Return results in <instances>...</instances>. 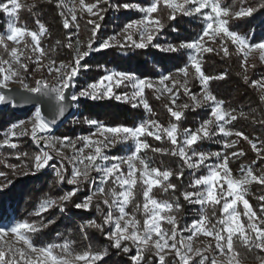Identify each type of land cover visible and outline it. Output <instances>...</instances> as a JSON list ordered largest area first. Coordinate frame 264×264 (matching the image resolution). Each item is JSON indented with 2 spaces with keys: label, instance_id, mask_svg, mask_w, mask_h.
<instances>
[{
  "label": "snow or ice",
  "instance_id": "6c2138e0",
  "mask_svg": "<svg viewBox=\"0 0 264 264\" xmlns=\"http://www.w3.org/2000/svg\"><path fill=\"white\" fill-rule=\"evenodd\" d=\"M240 2L241 0H238V3ZM101 4L108 5L109 0H97V2L90 4L86 3V0H78V7L73 5L68 9L70 18L63 20L65 31L73 26L78 30V16L76 14L78 12L88 15L87 23L92 29L87 50L78 51V55L70 65H55L53 61L44 64L43 60L47 57V53L40 45L41 38L45 36L47 29L43 25H39L38 21V32L18 25V12L22 10L18 0H10L11 10L9 3L0 5V13H5L11 18L7 35H0V50H3L8 57L7 59L0 58V89H4L9 83L19 82L25 91L40 94L43 89L49 87L40 80L36 81L35 88H29L23 82L21 72L27 73L28 66L22 61L28 60L33 64L47 68L48 75L55 74L57 80L61 81L59 88L49 89V91H55L58 101H62L65 99L64 90L73 87L72 82L78 75L81 61L91 52H99L115 46L121 48L127 46L143 50L152 45L153 40L165 27L162 19L158 16V13L163 9H167L169 12L168 21H174L177 15H183L200 16L207 23L202 34L194 42L183 43L179 47L161 49L171 53L186 49L194 53L188 57L189 63L175 74L184 78L182 83L179 80H173L172 76H164L157 82V86H154L151 82L138 79L133 75L111 73L103 77L97 84L91 85L88 90L80 92L79 96L73 95L71 97L73 101L79 98L91 100L98 98L117 99L124 103H132L133 107L142 104L143 108L152 114L149 104L143 99L145 90L157 92V99L161 95H167L170 98V106H165L166 111L174 121L168 127H163L155 120L144 121L135 128H109L90 122L98 129L92 136L98 135L102 139L78 138L85 147L76 149L75 141L65 139L53 142L44 135L52 132V123L55 121H45L40 111H36L33 121L28 122L32 125L31 128L25 130L24 134L30 133L33 139H36L37 135L40 134V138L44 140L43 147L46 149H53V143H58L61 148L70 145L75 150L71 160L73 164L72 175L70 179L66 180L69 185L75 187L73 191L61 198V202H67L75 197L80 191L79 185L87 183L93 172L100 173V184L109 185V187L107 189L100 187L93 191L92 195H89L82 204H77L75 207L89 211L95 198L100 197L99 204H103L109 209L104 224L113 228L111 234L105 236V239L112 241V247L125 254L135 248V255L130 257L132 264H152V261L145 259V253L149 252L155 257L157 264H168L170 257L171 264H177V262L178 264H194V262L196 264H245L246 257H242L241 252L238 251L239 248L245 249L248 253H264V208L260 209L262 215H257L245 198L248 185L254 183L264 186V175L255 174L253 168L249 166L241 168L239 178L233 176L229 162L233 158L244 156L243 151H233L230 156L225 155L223 158H221L220 153L204 154L195 151L196 146L202 140L211 139L214 135L225 138L236 137L237 139L224 143L223 147L236 149L238 141H245L258 158L253 164L264 161V144H257L242 133L232 131L227 127L238 119H248V116L243 112L237 114L235 110L225 109L223 102L217 101L208 90V85L213 80H224L226 76L208 77L202 70V54L219 55L223 53L225 58L228 57L229 49L225 47V41L231 42L237 53L243 57L241 67L245 73L248 68H255V64L249 65L247 63L253 53L258 54L260 62L264 63V43L251 45L246 37H242L229 29L230 19L250 17L258 9L241 7L239 11H233L235 5L229 7L224 3V0H152L150 6L132 9H129L128 5H124L125 10L143 13L144 19L125 26L123 35L126 39L123 43H119L113 37L112 41H105L99 47L94 48L93 44L99 30V23L94 18L102 20L104 18L102 11L106 10L101 8ZM57 7L63 8V5L57 4ZM259 7L264 8V0ZM59 14L64 16L63 11ZM172 30L176 31L175 29ZM26 38L30 40V43L26 42ZM218 39L220 42L219 49L206 46L215 44ZM9 44L12 45L11 48H9ZM70 46L65 45V47ZM37 70L41 69L38 68ZM191 79L201 83L203 92L199 99L192 95L191 89L188 88ZM105 81L108 83L105 84ZM244 82L249 83L246 75ZM113 86L117 88L130 86L134 91L131 97H119L114 94ZM249 86L264 94V81H253ZM176 88H180L184 95L189 97L192 101L191 105H177L178 93L173 91ZM262 99H264V95H262ZM8 103L10 101L4 95H0V104ZM209 104L212 105L211 118L203 122L195 131L184 129L181 132L179 122L183 119L184 112L195 111L197 108ZM12 106L15 107L16 105L12 104ZM59 114L63 115V107H61ZM260 123L264 124V120H261ZM16 129H23V125H15L5 136L3 142H0V148L17 149L19 147L18 144L11 142L17 138ZM144 138L159 143L167 140L172 148L170 151L152 148L147 143V139ZM129 140L135 144V147L133 154L127 158L121 160L117 157L109 158L103 155L105 149ZM86 151L89 154H85ZM146 151L178 157L183 166L192 170L193 173L202 166L208 168L207 175L193 179L188 185V188L193 191L182 192L181 196L190 204L208 209L212 215L209 216L205 212L198 220L186 226L182 232L178 231L179 225L175 214L180 211L179 205L175 201H158L152 193L154 189H160L164 193L176 192V186L169 181L174 175L175 179L181 180L183 168L176 174L170 170L153 168L140 155ZM56 155L63 158L62 152L57 151ZM213 158L219 162L214 165L206 164V161ZM16 159H20V156H17ZM53 159L54 157L49 152L42 151L34 157V166L37 170L43 169ZM109 161L111 162L109 163ZM99 162H103L107 166H101ZM121 164L127 166L126 172ZM2 175L0 174V176ZM56 175L60 178L61 183L65 182L61 171H58ZM6 187L7 184H5ZM137 192L142 197V203L137 202ZM259 199L261 203H264V196L259 197ZM240 205L243 207L242 214L238 211ZM55 206H58L56 201H44L35 215H41ZM129 206L134 207L132 214L127 212ZM217 208L219 209L218 216L216 214ZM63 210L61 207L60 211ZM112 210L117 213L115 219H113ZM137 212L144 217L142 223L135 215ZM165 224L169 226L168 229L164 228ZM46 226L44 225V227ZM86 227L103 231V228L94 221ZM40 230L41 226L28 222L18 223L11 229H0V264H72L73 261L78 262V264H98L105 259V252L93 253L90 249L83 253H74L71 245L67 242L37 248L33 245L30 237ZM182 233L189 235L185 239ZM10 234L14 237L12 243L6 240ZM200 237L205 238L202 241V247L200 245L194 247L193 242ZM208 240L214 243H208ZM125 242H128L131 247H122ZM56 249L60 250L59 253L56 252ZM209 254H211V258ZM255 259L257 264H264V256H256Z\"/></svg>",
  "mask_w": 264,
  "mask_h": 264
},
{
  "label": "trees",
  "instance_id": "16d2710c",
  "mask_svg": "<svg viewBox=\"0 0 264 264\" xmlns=\"http://www.w3.org/2000/svg\"><path fill=\"white\" fill-rule=\"evenodd\" d=\"M6 0H3L5 2ZM72 0L63 1L69 4ZM97 0H86V3H95ZM262 0H224V3L232 7L233 11H239L241 7L257 8L258 10L250 17L241 19H230L229 29L232 32L246 37L251 45L264 42V8H260ZM152 0H109L108 5L101 4L103 19L100 25L103 30L102 34L108 36L117 33L125 28L128 23L134 22L142 17V14L135 10H125L124 5H128L129 9L137 5L147 7ZM58 0H40L34 4L22 8L18 13V25L27 29L38 32V24L43 25L47 32L41 39V47L47 53L49 61L65 63L70 65L75 59V49L70 45L69 41L77 40L83 47L91 40V26L87 23V19L78 15V30L70 27L65 31L63 28L64 16L59 13L61 8L57 7ZM1 5V4H0ZM35 5V7H33ZM169 12L163 9L158 13L165 27L160 37L155 41L159 48L149 47L147 49H126L121 47L109 48L98 55H93L82 61L81 64L86 70H80L79 80L76 82V90L88 83H95L109 71L126 72L133 74L138 78H160L162 76L171 75L176 71L184 68L188 63L189 50L181 49L176 53L162 51L164 47H179L183 43H191L198 39L202 34L205 21L200 16H183L177 15L174 21H168ZM175 29L176 31H173ZM6 30V15L0 13V34ZM71 37V39H68ZM73 37V38H72ZM26 42L30 43V40ZM59 42V43H57ZM217 43L220 44L219 39ZM213 49H219L220 46L209 44ZM12 46L9 45V48ZM23 47V45L21 46ZM225 47L229 49L228 57H224L223 53L203 54V72L208 77L225 75L224 80H213L208 85V90L215 96L217 101H222L224 108L227 110H235L238 114L243 112L248 119H238L227 127L232 131H238L249 140L264 144V124L260 121L264 120V99L262 93L256 88L250 87V83L258 81L264 76V66L258 57H255L249 65L255 64V68H248L245 73L241 67L243 57L239 55L236 48L229 42L225 41ZM0 58L7 59V54L0 50ZM28 66V72L24 73L28 76L33 73L35 64L31 61L24 60ZM245 75L248 77L249 83L244 82ZM35 79L31 80L32 86H36ZM188 88L191 94L198 99L201 98L202 87L200 82L191 79ZM117 93L125 92L122 88H118ZM154 91H145V100L149 104L152 114H149L142 105L133 107L132 103H124L117 99H98L87 100L78 99L74 114L67 121L53 132L56 139H67L76 141L78 137L84 138L94 132L95 127L90 122L102 124L106 127H127L135 128L140 123L148 120H155L163 127H168L174 123L169 113L166 111V103L160 98H156ZM178 104L191 105L192 101L185 96L183 91L178 89ZM34 110H30L22 115L16 114L12 108L0 110V140L3 139V133L6 135L11 127L19 121L30 118ZM210 109L208 106L197 108L195 111L188 110L184 112L183 119L179 122L181 132L184 129H192L195 131L203 122L210 119ZM255 121V123H253ZM18 131V130H17ZM17 138L12 142L19 145L17 149L1 148L0 149V179L7 184L0 191V224L28 222L41 226V230L32 234L30 239L35 247L44 248L57 244L68 243L74 253H83L89 249L95 252H105V259L98 264H132L130 257L135 255V248L128 254L112 247V241L105 239L110 232L111 226L104 224L105 216L109 209L103 204H99L101 198H95L89 211L77 209V204H82L85 199L92 194L93 191L100 187L106 189L109 185L100 184V175L93 172L91 175L95 177V181L89 177L87 183L79 185L80 191L75 197L67 202H61V198L74 190L73 185H69L66 180L71 178V165L64 157L55 155L53 152L49 154L54 157L43 169L37 170L34 166V157L40 154V150L34 145L29 135L24 132H16ZM147 139V143L152 148H159L164 151H170L172 146L167 140L159 143L155 140ZM236 137L225 138L223 136H213L211 139L202 140L195 148L197 153H219L223 152L224 156H230L233 151H243L244 156L233 158L229 162V168L233 176L239 178L241 168L252 167L257 175H264V161L253 164L258 158L252 152L250 145L245 141H238L236 149H225L223 144L229 142ZM80 148V145L77 146ZM27 155H23V154ZM121 153V149L117 148L113 155ZM20 156V159H16ZM143 158L148 161L151 167L161 170H170L174 174L179 173L183 168V178L175 179V175L169 183L176 186V192L164 193L160 189L153 190V197L158 201H175L180 211L176 213L177 222L180 229L190 225L200 216L199 206L186 202L181 196L182 192L193 191L188 185L193 179L204 174V170L199 174L183 166L182 161L178 157L171 155H161L152 151H146L142 154ZM62 172L64 178L63 183L56 173ZM264 196V186L252 184L249 187L246 198L252 209L257 215H262L260 209L264 208L259 197ZM137 202L142 203V197L139 192L136 194ZM56 201L58 206L51 207L49 211L41 215H35L40 209L44 201ZM63 211H60V208ZM238 211L242 214L243 208L238 207ZM127 212L132 214L134 207L129 206ZM209 216L212 212L208 209L204 210ZM216 214L218 216L219 209ZM137 219L143 222L144 217L140 213H135ZM95 222L103 228L100 231L96 228L86 227ZM246 223V221H244ZM7 225V224H6ZM44 225H47L44 227ZM83 229V231H82ZM122 247H131L125 242ZM59 249L56 252L59 253ZM242 257H246L245 263L257 264L256 256H264V253L254 252L248 253L245 249L239 248ZM145 259L157 264L155 257L151 253H145ZM171 264V257L168 262Z\"/></svg>",
  "mask_w": 264,
  "mask_h": 264
},
{
  "label": "rangeland",
  "instance_id": "374dc122",
  "mask_svg": "<svg viewBox=\"0 0 264 264\" xmlns=\"http://www.w3.org/2000/svg\"><path fill=\"white\" fill-rule=\"evenodd\" d=\"M37 1H40V0H18V3L20 4V7H21V9L22 8H24V7H28V6H30V5H32V4H34L35 2H37ZM63 1H65V0H58V4H61V5H63ZM5 3H9V5H10V0H6L5 2H3V0H0V4L2 5V4H5ZM65 5H66V7L64 8H61V10L64 12V19H66V18H70V16H69V13H68V9L69 8H71L73 5H76L77 7H78V0H72L69 4H66L65 3ZM150 6V5H149ZM135 7H140V6H137V5H135V6H133V8H135ZM191 7V6H190ZM10 10H11V5H10ZM19 13V12H18ZM141 13V12H140ZM77 14V16L78 15H81L82 17H84V18H86L87 20L89 19V17H88V15L87 14H81V13H76ZM102 14H103V12H102ZM142 14V17L140 18V19H138V20H136V21H139V20H142V19H144V14L143 13H141ZM6 15V14H5ZM94 19H96L97 20V22L99 23L100 22V20L98 19V18H94ZM136 21H134V22H136ZM10 23H11V18H9L7 15H6V30H5V32L4 33H2V34H0V35H7V33H8V31H9V25H10ZM131 23H133V22H131ZM207 22L205 21V24H206ZM129 24V23H128ZM73 28H76V27H74L73 26ZM125 29V28H124ZM124 29L123 30H121V31H119V32H117V33H114V34H110V35H108V36H105L104 34H102V32H101V30H103L102 29V27H101V25H100V23H99V30H98V32H97V34H96V38H95V43L93 44V47L95 48V47H99L103 42H105V41H112V38L113 37H115L116 38V40L117 41H119V43H123L124 42V40L126 39V37L123 35V33H124ZM160 34L161 33H159L158 35H157V37H156V39H154L153 40V43H152V45H149L147 48H149V47H155V48H159L160 49V46H158V45H156V40L160 37ZM73 38V37H72ZM134 38H136V37H134ZM42 39V38H41ZM28 40V38H26V41ZM90 42V41H89ZM88 42V43H89ZM227 42H229V41H227ZM69 43H70V45L71 46H73V48L75 49V58H76V56L78 55V51L79 52H83V51H86L87 50V44H85L84 45V47H83V45H82V43L80 42V45H78V41L77 40H74L73 41V39L72 40H70L69 41ZM229 43H231V42H229ZM262 43H264V42H262ZM9 45H11V44H9ZM215 45H217V46H220V44H218L217 42L215 43ZM12 46V45H11ZM22 46V45H21ZM206 46H209V47H211L209 44L208 45H206ZM115 47H119V46H115ZM111 48H113V47H111ZM124 48H128V49H130L129 47H124ZM146 48V49H147ZM168 48V46L167 47H164V49H167ZM103 51H105V50H103ZM103 51H99V52H91L84 60H82V61H85L87 58H89V57H91V56H93V55H98V54H100L101 52H103ZM194 53H192L191 52V50H189V56L190 55H193ZM202 56H203V54H202ZM255 57H258V54H256V53H253L252 54V56H251V58L247 61V63H250ZM203 58V57H202ZM203 60V59H202ZM81 61V62H82ZM23 62V61H22ZM43 63L44 64H48L49 63V60H48V58L46 57V58H44V60H43ZM60 64H64V65H66L65 63H59L58 65H60ZM56 65V64H55ZM261 65L262 66H264V63H261ZM38 68H40L41 70H37ZM80 70H86V67L84 66V65H82L81 64V66H80ZM179 71H176V72H174L173 74H171V75H167V76H172L173 77V80H179V81H181V83L183 82V77H180V76H177V75H175L176 73H178ZM111 73H124V74H129V73H126V72H118V71H114V70H112V71H109V72H107V74L106 75H109V74H111ZM106 75H104L103 77H105ZM129 75H133V74H129ZM21 76H22V78H23V82L24 83H26L28 86H29V88H35L36 86H32V84H31V80H33V79H35V80H39V79H43L45 82H48V83H51V84H54L57 88H59L60 87V83H61V81H59V80H57V78H56V75L55 74H53V75H48V69L47 68H43L41 65H36L35 64V68H34V71H33V73L32 74H30V75H28V76H25L24 74H22L21 73ZM133 76H135V75H133ZM102 77V78H103ZM136 77V76H135ZM164 76H162V77H160V78H149V77H147V78H143V80H146V81H149V82H151L154 86H157V82L160 80V79H162ZM102 78H100L97 82H95V83H88V82H86L85 84H83L81 87H80V89L79 90H75V92H74V95H77V96H79V93L80 92H82V91H85V90H88L89 89V87L91 86V85H93V84H97ZM136 78H138V77H136ZM138 79H141V78H138ZM258 81H264V76L263 77H261ZM108 82L107 81H105V84H107ZM200 85H201V83H200ZM10 86H20V87H23L22 86V84L21 83H19V82H16V83H9L8 85H7V87H10ZM202 87V86H201ZM118 88H122V90H126L125 92H122V93H117V89ZM114 87L113 86V92H114V94L116 95V96H119V97H131L132 96V94H133V88L132 87H124V86H121V87ZM178 89L179 88H176V89H174L173 91L174 92H176V93H178ZM146 91V90H145ZM202 91H203V88H202ZM260 91V90H259ZM157 95H158V93L157 92H155ZM264 95V94H263ZM79 99H86V98H79ZM99 99V98H98ZM98 99H96V100H98ZM143 99L145 100V92H144V97H143ZM160 99L161 100H163L168 106H170V103H169V96H167V95H161L160 96ZM87 100H91V99H87ZM137 103H139V101H136ZM176 103H177V105H179L178 104V98H177V100H176ZM140 105H142V104H140ZM143 106V105H142ZM206 106H208V108L211 110V107H212V105H206ZM36 111L37 110H34L33 111V113H32V115L30 116V118H28L27 120H22V121H19V122H17L16 124H14L12 127H11V129L15 126V125H17V124H21V125H23V129H16V132H18L19 131V133H21V132H24L25 130H27V129H29V128H31V124H29L28 122L29 121H33V117L35 116V113H36ZM96 125H102V124H97V123H95ZM94 127H95V130H94V132H97L98 131V129H97V127L95 126V125H93ZM102 126H104V125H102ZM228 126V125H227ZM106 127V126H105ZM110 128V127H109ZM18 130V131H17ZM53 129H52V132L51 133H47V134H44V135H46L51 141H53V142H55V141H62V140H64V139H56V138H54L53 137ZM94 132H92L91 134H89L88 136H86V137H84V138H89V137H91L92 139H95V140H99V139H102L101 137H99L98 135L97 136H92V134L94 133ZM29 135V138L30 139H32V142L34 143V145L40 150V152H42V151H47V152H53L55 155H56V152L57 151H59V152H62L63 153V157L66 159V160H68L69 161V163H70V165H71V175H72V171H73V164H72V162H71V160H72V158H73V155H74V151L75 150H73L72 148H71V146L69 145V146H66V147H64V148H61L60 147V145L58 144V143H53V149H55V150H53V149H46V148H44L43 147V144H44V140H42L41 138H40V134H38L37 135V138L36 139H33L32 137H31V134L29 133L28 134ZM5 136H6V134L5 133H3V139L2 140H0V142H3V140H4V138H5ZM78 138H80V137H78ZM76 139V149H82V148H84L85 146H84V144L82 143V141L80 140V139ZM12 142V141H11ZM12 143H14V142H12ZM80 145V148H77V146H79ZM134 147H135V144L132 142V141H128V142H125V143H120V144H117L115 147H110V148H107V149H105L104 150V152H103V155L105 156V157H109V158H114V157H117V158H120L121 160H123V159H125V158H127L128 156H130V155H132L133 154V149H134ZM117 148H119V149H121V153L120 154H117V155H113L112 154V152H114ZM1 149V148H0ZM220 154H221V158H223V156H224V154H223V152H219ZM85 154H89L87 151L85 152ZM142 154H143V152L140 154L141 156H142ZM210 154H212V153H210ZM143 157V156H142ZM111 161H109V163H110ZM219 161H217L215 158H213V159H210V160H208V161H206V164H208V165H214V164H216V163H218ZM99 163H101V166H107V165H104L103 164V162H99ZM121 167L124 169V171L126 172L127 171V166L126 165H124V164H121ZM204 170V174L203 175H201V176H199V177H202V176H205V175H207L208 174V171H209V169L208 168H206V167H201L199 170H197V171H195V173L194 174H199L201 171H203ZM192 171V170H191ZM99 175H100V179H101V174L100 173H98ZM199 177H197V178H199ZM90 178H92V181L94 182L95 181V177L94 176H90ZM252 184H250V185H248L247 186V192H248V190H249V187L251 186ZM5 186V182H3L1 179H0V189H2L3 190V187ZM1 191V190H0ZM93 193V192H92ZM92 195V194H91ZM96 198H100V197H96ZM246 198V197H245ZM247 199V198H246ZM196 205V204H195ZM197 206H199V205H197ZM241 207H242V205H240ZM239 207V206H238ZM243 208V207H242ZM206 208H203V207H201V206H199V211H200V216H199V218L201 217V215H203L204 214V210H205ZM113 211V219H115L116 218V215H117V213H116V211L115 210H112ZM198 218V219H199ZM197 219V220H198ZM7 224V225H6ZM6 224H0V229H11L14 225H16V224H14V223H10V224H8V222L6 223ZM164 228H166V229H168L169 228V226L168 225H164ZM185 228V227H184ZM183 228V229H184ZM183 229H180L179 227H178V231H180V232H182V230ZM113 231V228L111 227V229H110V232H109V234H111V232ZM108 234V235H109ZM182 235H183V237L186 239L187 238V236L189 235L188 233H182ZM9 237H12L13 239H14V237L10 234L9 235ZM178 239H179V237H178ZM204 239L205 238H203V237H200V238H198V239H196L194 242H193V244H194V247L196 246V245H200L201 247H202V241H204ZM208 243H214L213 241H211V240H208L207 241ZM39 248V247H38ZM210 255V258H211V254H209ZM216 255H218V253H216ZM72 264H78V262H75V261H73L72 262ZM177 264H178V262H177ZM194 264H196V262H194ZM245 264H248V263H245Z\"/></svg>",
  "mask_w": 264,
  "mask_h": 264
},
{
  "label": "water",
  "instance_id": "95a60500",
  "mask_svg": "<svg viewBox=\"0 0 264 264\" xmlns=\"http://www.w3.org/2000/svg\"><path fill=\"white\" fill-rule=\"evenodd\" d=\"M80 68L78 75L74 79L73 87L64 90L65 99L58 101L57 93L55 91H49V89L57 88L54 84L45 82L43 79L40 81L45 82L49 87L43 89L40 94H33L32 92L25 91L20 86H10L0 89V95H4L10 103L0 104V110L12 108V110L19 115L29 112L30 110H39L41 116L45 121L52 122L53 131H56L61 127L67 119H69L75 112L76 101H73L71 97L76 90V82L79 80ZM12 104L16 106L13 107ZM63 107V115H60V109Z\"/></svg>",
  "mask_w": 264,
  "mask_h": 264
},
{
  "label": "built area",
  "instance_id": "2783aa9c",
  "mask_svg": "<svg viewBox=\"0 0 264 264\" xmlns=\"http://www.w3.org/2000/svg\"><path fill=\"white\" fill-rule=\"evenodd\" d=\"M63 7L65 8L66 7V5H65V3L63 2ZM6 240H7V242H9V243H12L13 242V238L12 237H6ZM16 246H20V245H16ZM38 248V247H37ZM34 259H35V256L33 257Z\"/></svg>",
  "mask_w": 264,
  "mask_h": 264
},
{
  "label": "bare ground",
  "instance_id": "6f19581e",
  "mask_svg": "<svg viewBox=\"0 0 264 264\" xmlns=\"http://www.w3.org/2000/svg\"><path fill=\"white\" fill-rule=\"evenodd\" d=\"M52 129H53V127H52Z\"/></svg>",
  "mask_w": 264,
  "mask_h": 264
}]
</instances>
